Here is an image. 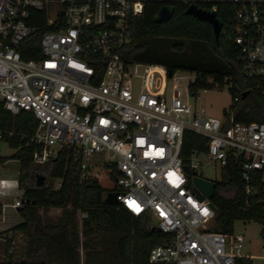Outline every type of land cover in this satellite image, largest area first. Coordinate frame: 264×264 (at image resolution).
I'll return each instance as SVG.
<instances>
[{"label":"built area","instance_id":"2783aa9c","mask_svg":"<svg viewBox=\"0 0 264 264\" xmlns=\"http://www.w3.org/2000/svg\"><path fill=\"white\" fill-rule=\"evenodd\" d=\"M158 1L172 0H0V103L11 115H33L36 126L25 146L33 145L35 164L74 147L83 156L80 182L97 171L94 157L116 165L118 204L172 235L169 243L150 251L149 263L236 264L242 259L252 264L253 256L241 253L242 234L209 230L215 211L211 200L196 197L192 172L200 177L196 167L202 161L224 167L239 160L244 182L252 171L264 175V108L262 120L250 123L237 121L232 107L222 118L206 115L202 107L183 102L178 91L167 95L163 66L123 59L120 51L133 40L134 18L144 4ZM179 1L215 17L229 5L227 35L241 75L264 81V0ZM41 16L47 29L39 39L40 56L23 59L20 51L38 31L29 21ZM88 52L102 59L92 60ZM230 81L225 85L232 89ZM249 91H241L244 97L236 92L233 103ZM187 131L207 139L206 151L182 155ZM14 136V129H0V142ZM22 195L18 173L0 177V211L9 206L19 214ZM10 197L14 201L5 203Z\"/></svg>","mask_w":264,"mask_h":264},{"label":"trees","instance_id":"16d2710c","mask_svg":"<svg viewBox=\"0 0 264 264\" xmlns=\"http://www.w3.org/2000/svg\"><path fill=\"white\" fill-rule=\"evenodd\" d=\"M163 6L173 7V14L165 22H156L155 17ZM186 5L179 0L171 2H150L144 4L141 13L133 20V40L122 47V57L127 62H140L163 66L167 77L176 71L195 73L193 82L187 89L191 96L199 90H212L225 85L230 77L234 97L236 92L250 90L248 97L232 103L237 121L250 123L262 120L264 108V81L246 78L241 75L237 61V50L228 37L232 22L229 5H223L216 18L221 33L215 39L211 25L185 14ZM44 18V17H43ZM38 31L24 44L26 51H20L23 59H36L40 56L39 39L47 27L41 21H29ZM32 50V51H31ZM93 59H102L99 54L88 52ZM93 64V63H92ZM100 72L102 63L96 64ZM261 83V87H255ZM225 113V112H224ZM36 126L33 115L21 111L11 115L0 103V129H14L16 136L5 138L9 147L16 149L13 158L18 161V187L23 191V204L19 215L21 222L6 230L5 250L0 264H80L79 248L85 252L84 264H151L150 251L158 245L169 243L172 235L161 232L147 217L133 216L120 204H106L108 193H118L119 172L114 163L92 158V165L99 166L87 179L80 182L82 153L74 147H63L60 155L44 164L32 161L33 145L25 146L27 136ZM207 139L192 132H185L182 155L192 151L204 152ZM94 160L96 163H93ZM5 159L0 158V164ZM43 177V179L41 178ZM55 181L58 186L55 187ZM249 188L247 192L246 189ZM211 202L215 206L214 217L209 230L232 233L236 221H253L262 224L264 236V175L252 171L248 182L241 178L239 160H228L223 167V177L215 183ZM49 208L60 210L54 226L45 224L42 215ZM78 213L81 217V230L78 229ZM107 234L102 241L103 259L92 263L96 245L92 238L97 232ZM25 237L21 249L13 243L16 234ZM83 241L80 242V238ZM236 264H248L239 259Z\"/></svg>","mask_w":264,"mask_h":264},{"label":"rangeland","instance_id":"374dc122","mask_svg":"<svg viewBox=\"0 0 264 264\" xmlns=\"http://www.w3.org/2000/svg\"><path fill=\"white\" fill-rule=\"evenodd\" d=\"M195 73L188 71H176L172 77H167V95H171L173 92L178 91L179 98L190 104L193 108L202 107L204 114L213 116L216 118H222L224 112L228 110L233 103L232 94L229 91L227 85L221 88H214L212 90H199L196 96H191L188 92V83L193 82ZM16 149L9 147L5 142H0V158L5 159V162L1 164L0 177L16 178L18 173V161L13 158L16 153ZM98 164L101 163L102 157L99 158ZM92 161V160H91ZM98 160H94L96 163ZM97 167V166H96ZM96 167H93L95 170ZM99 171V166L96 169ZM197 173L201 178L212 181L214 183L219 182L223 177V167L216 161L206 162L202 161L198 163L196 167ZM54 186H58V182L55 181ZM20 191L16 193L19 194ZM14 201L13 197L4 199V202L11 204ZM60 215V210L56 208L47 209L42 215L43 222L45 224L54 226L57 223V219ZM81 213H78V229L81 230ZM19 214L11 207H3L0 216V230L4 227H12L20 223ZM235 233L243 235V248L241 253L244 255H252V264H262L261 257H264V236L260 234L262 230V224L253 221H236L233 226ZM105 232V231H104ZM104 232H97L92 238L96 245V250L90 252L92 254V263L98 262L97 260L103 259V252L100 241L107 235ZM3 233H0L2 236ZM10 238V233L7 234ZM83 238H80V242ZM13 243L21 249L25 244V237L22 234H16L13 238ZM0 248L3 250V242H1ZM2 257L0 256V260ZM84 259V251L79 248V262L82 263Z\"/></svg>","mask_w":264,"mask_h":264},{"label":"water","instance_id":"95a60500","mask_svg":"<svg viewBox=\"0 0 264 264\" xmlns=\"http://www.w3.org/2000/svg\"><path fill=\"white\" fill-rule=\"evenodd\" d=\"M173 14V7L171 6H163L159 10L157 16L155 17L156 22H165ZM185 14L191 15L195 17L196 19L200 21L207 22L211 25L213 35L216 40H218L220 34H221V26L219 24V21L215 17L214 14L209 13L207 11H204L202 9H199L193 5L188 6L185 10ZM245 93H242V97H244ZM184 171L188 172V167L185 165ZM193 177H192V183H193V190L196 194V197L199 200H203L204 198L211 200L214 194V187L215 183L206 179H203L201 177H198L195 175V172L193 171ZM43 179V177H41ZM22 202L28 203L27 199L22 198ZM104 203L106 204H118V200L116 199V193H108L104 198ZM211 210L215 211V206L212 202L209 204ZM22 207V206H21ZM21 207L17 208V211L19 212L21 210ZM159 230V229H158ZM166 264H174L172 262H168Z\"/></svg>","mask_w":264,"mask_h":264},{"label":"crops","instance_id":"0c3cea01","mask_svg":"<svg viewBox=\"0 0 264 264\" xmlns=\"http://www.w3.org/2000/svg\"><path fill=\"white\" fill-rule=\"evenodd\" d=\"M1 213H2V211H0V216H1ZM19 216H20V215H19ZM20 219H21V218H20ZM20 222H21V220H20ZM12 227H13V226H12ZM12 227H4V228H1V230H0V233H3V235L0 236V246H1V242H3V247H4L3 250L0 248V256H1V257H3V255H4V250H5L4 243H5V241H6V238H7V239H10V238H8V235H7L6 233H4V232H5L6 230L12 228ZM85 259H86V256H85V252H84V259H83V261H82L81 264H84V263H85Z\"/></svg>","mask_w":264,"mask_h":264},{"label":"bare ground","instance_id":"6f19581e","mask_svg":"<svg viewBox=\"0 0 264 264\" xmlns=\"http://www.w3.org/2000/svg\"><path fill=\"white\" fill-rule=\"evenodd\" d=\"M159 72H162V69H160V68H156Z\"/></svg>","mask_w":264,"mask_h":264}]
</instances>
